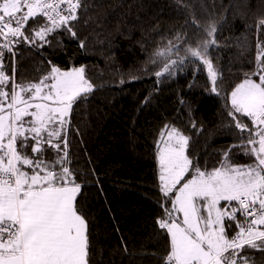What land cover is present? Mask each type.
I'll list each match as a JSON object with an SVG mask.
<instances>
[{"label":"snow or ice","instance_id":"snow-or-ice-1","mask_svg":"<svg viewBox=\"0 0 264 264\" xmlns=\"http://www.w3.org/2000/svg\"><path fill=\"white\" fill-rule=\"evenodd\" d=\"M86 8L84 0H0V264H91L84 185L72 167L70 135L79 134L74 108L95 86L84 66L62 69L51 60L38 80L18 81L15 63L22 45L44 49L64 34L79 39L74 22ZM255 28V69L224 94L236 139L218 166H202L190 151L191 136L174 123L159 130L161 264H250L245 249L264 253V16ZM203 31L195 44L180 32L153 53L157 82L194 65L206 73V89L221 95L222 69L210 57L217 27ZM5 52L12 56L10 74ZM189 123L203 131L194 119ZM238 156L249 162H236Z\"/></svg>","mask_w":264,"mask_h":264},{"label":"trees","instance_id":"trees-1","mask_svg":"<svg viewBox=\"0 0 264 264\" xmlns=\"http://www.w3.org/2000/svg\"><path fill=\"white\" fill-rule=\"evenodd\" d=\"M84 3L74 22L79 39L57 35L51 47L16 49L17 80H38L48 60L62 69L85 67L95 87L74 108L72 125L79 134L70 139L72 167L84 185L80 202L89 221L91 264H161L165 240L156 224L162 198L154 158L159 130L174 123L191 136L190 151L202 166H218L220 153L236 139L227 126L224 94L255 69V25L264 16V0ZM212 23L218 47L210 57L222 69L221 95L206 89V73L194 65L157 82L153 53L180 32L197 43ZM190 118L203 131L192 129ZM243 255L250 264H264V253L245 249Z\"/></svg>","mask_w":264,"mask_h":264},{"label":"built area","instance_id":"built-area-1","mask_svg":"<svg viewBox=\"0 0 264 264\" xmlns=\"http://www.w3.org/2000/svg\"><path fill=\"white\" fill-rule=\"evenodd\" d=\"M4 64H5L6 70L8 71L9 69L10 71L11 66H12V56L10 53L5 52Z\"/></svg>","mask_w":264,"mask_h":264},{"label":"rangeland","instance_id":"rangeland-1","mask_svg":"<svg viewBox=\"0 0 264 264\" xmlns=\"http://www.w3.org/2000/svg\"><path fill=\"white\" fill-rule=\"evenodd\" d=\"M76 67H80V66H76ZM240 83V82H239Z\"/></svg>","mask_w":264,"mask_h":264}]
</instances>
